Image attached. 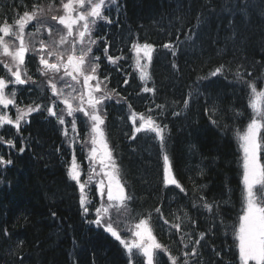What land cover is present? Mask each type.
Returning <instances> with one entry per match:
<instances>
[{
    "label": "trees",
    "instance_id": "1",
    "mask_svg": "<svg viewBox=\"0 0 264 264\" xmlns=\"http://www.w3.org/2000/svg\"><path fill=\"white\" fill-rule=\"evenodd\" d=\"M50 2L0 0V23H12L35 3L46 7ZM54 3L60 6V0ZM119 8L121 16L105 47L109 55L127 59L112 69L104 65L101 77L107 75L109 89L126 98L119 105L106 104V124L122 180L133 196L129 219L136 222L133 218L162 207L172 222L170 213L182 208L196 221L195 228L187 224L185 230L193 238L205 234L193 264H239L231 230L242 203V153L235 132L249 122L251 109L247 90L235 82L234 73L239 68L247 79L264 82V0H119ZM133 41L156 49L148 82L156 89L154 95L143 93L136 72L128 69ZM164 44H171L175 55ZM222 64L228 70L209 75ZM128 104L139 113L153 109L157 121L167 125V152L187 195L163 186V161L152 134L129 138ZM213 107L218 111L212 119L218 124L209 118ZM234 111L241 115L234 117ZM25 135L24 152H19V141L17 149L4 155L12 164L0 166V264H128L119 242L83 214L76 185L66 174L69 155L59 157L63 144L56 129L34 120ZM193 180L203 186L195 196L218 203V211L192 207ZM151 223L157 239L180 255L183 246L174 230L155 213ZM162 262L169 264L165 256Z\"/></svg>",
    "mask_w": 264,
    "mask_h": 264
},
{
    "label": "snow or ice",
    "instance_id": "2",
    "mask_svg": "<svg viewBox=\"0 0 264 264\" xmlns=\"http://www.w3.org/2000/svg\"><path fill=\"white\" fill-rule=\"evenodd\" d=\"M116 4L117 0H60L57 8L52 0L46 7L40 3L33 4L31 11H24L12 23L7 19L0 23V65L4 71V75H0V129L10 125L19 132L22 124L29 122L28 117L32 113L46 112L48 116L54 117L63 126L62 134L72 149L66 174L78 186L79 204L84 215L89 214V206L93 204V185L100 197L99 206L94 207L95 217L89 223L102 228L119 242L128 256V264H163L161 253L170 264H193L205 234L201 232L198 238H193L192 233L185 230L187 224L195 228L196 221L184 209L178 208L176 212L170 213L174 218L172 222L165 217L162 207H155L138 219L133 218L136 220L134 223L129 219L133 196L128 193L127 185L122 180L120 166L104 129L106 102L115 98L117 103H121L126 102V98L121 97L115 88H108L109 77L105 75L101 78L98 72L100 57L93 55V46L97 44V39L93 38L96 25L99 22H112L105 11H110ZM57 12L62 14L57 15ZM47 19L63 26V31H57L56 37H53L54 26L47 24ZM33 21L36 22L35 30L26 31ZM43 31H47L50 41L37 39ZM163 47L173 49L171 44H164ZM129 51L134 53L133 71L142 84L141 91L154 95L155 87L148 86L152 80L149 68L154 46L133 41ZM104 54L110 64H118L127 59L123 55H109L107 46ZM172 54L175 55L174 49ZM29 55L38 56L36 71L46 78L47 89L51 92L48 104L36 100L26 105L17 103V86L36 83L26 65V56ZM226 70L222 64L209 75H221ZM251 75L247 73L248 77ZM234 78L236 83L247 90V106L251 113L244 129L235 132L242 153V203L237 222L231 230L239 264H264V82L247 79L239 68ZM124 84H128V79L124 80ZM189 101L190 97L183 101L185 108ZM58 104L63 107L57 108ZM9 106L15 108L14 117L7 111ZM156 107L163 108L164 105ZM128 108V119L132 123L129 138L135 140L139 133L152 134V138L158 142L163 161V186H174L187 195L188 190L177 179L172 159L167 152V125L157 121L151 114V108L147 109V114L132 110L131 104H128ZM208 111L212 123L218 124L216 119H212L218 110L213 107ZM240 115L238 111L233 112L234 117ZM65 117H71V120ZM78 121L87 129L82 140ZM0 144L16 147L13 139H5L3 135H0ZM76 144L80 145V151L87 161V173L77 160ZM24 150L23 147L19 148L20 153ZM12 162L0 156V166L11 165ZM198 174L203 175L202 172ZM82 175L87 178L82 180ZM192 185V207L209 213L218 211V203L207 201L202 194L195 196L198 191L202 193L203 186H197L194 180ZM177 212H183V215H177ZM154 213L178 236V243L183 246L180 255H174L168 246L157 239L151 223ZM122 232L130 235L123 236ZM3 234L9 236L8 230L4 229ZM22 243L20 241L18 247Z\"/></svg>",
    "mask_w": 264,
    "mask_h": 264
},
{
    "label": "rangeland",
    "instance_id": "3",
    "mask_svg": "<svg viewBox=\"0 0 264 264\" xmlns=\"http://www.w3.org/2000/svg\"><path fill=\"white\" fill-rule=\"evenodd\" d=\"M46 22L49 23L50 25H52V23H53V21H51L50 19H47ZM40 37H42V36H40Z\"/></svg>",
    "mask_w": 264,
    "mask_h": 264
}]
</instances>
